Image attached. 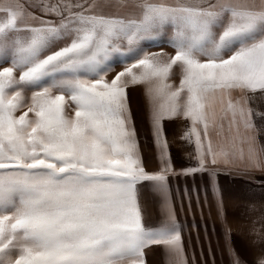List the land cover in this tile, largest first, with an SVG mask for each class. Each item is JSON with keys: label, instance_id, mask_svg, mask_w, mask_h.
I'll list each match as a JSON object with an SVG mask.
<instances>
[{"label": "snow or ice", "instance_id": "6c2138e0", "mask_svg": "<svg viewBox=\"0 0 264 264\" xmlns=\"http://www.w3.org/2000/svg\"><path fill=\"white\" fill-rule=\"evenodd\" d=\"M43 10L59 22L29 24L35 17L21 0H0V63L11 65L0 68V264H145L154 245L182 255L171 209L146 226L137 185L167 191L163 120L182 112L190 121L184 138L196 145L198 167L186 174L209 171L226 155L209 135L218 99L230 129L238 118L250 126V110L230 93L264 92V0H57ZM166 25L176 50L167 62L135 47ZM113 56L126 66L109 81ZM175 65L181 79L172 90ZM135 84L148 85L153 134L164 149L153 173L130 127L126 89Z\"/></svg>", "mask_w": 264, "mask_h": 264}, {"label": "crops", "instance_id": "0c3cea01", "mask_svg": "<svg viewBox=\"0 0 264 264\" xmlns=\"http://www.w3.org/2000/svg\"><path fill=\"white\" fill-rule=\"evenodd\" d=\"M56 2L57 0H21V3L24 4L31 16L35 17V20L30 19L28 21V23L32 25H38V22L41 19L52 20L58 23V17L46 13L43 10V5L45 3L52 4ZM110 11H115V9H111ZM173 31L171 25H166L155 32L152 38L140 41L135 47L138 50L142 49L143 52L149 54L163 53L164 55L160 56L158 59L162 62H167V60L171 56H174L176 52L175 48L169 45V40L173 35ZM62 46H64L63 41L57 43L52 50ZM115 59L121 60L122 57L113 56L112 60ZM128 62L134 63L135 61L129 58ZM180 79L181 68L179 65H175L167 80V83L173 86L172 90L179 87ZM139 87L141 88V91L143 88H147L142 87L141 85L137 86L138 89ZM138 91H140V89ZM230 95L234 102L239 101L241 106L250 110V116L248 117L250 126L246 127L244 123L239 122L238 118L237 127L233 129L235 142L231 143V145L224 146L218 143L222 139L219 135H213L214 140L211 139L215 142L213 144L214 149L217 152H225L226 155L218 157V165L215 171L211 168L209 172L204 171L207 174V178L214 182L215 187V191L213 192L215 194L212 199L213 204L210 201L208 203L206 198L204 200V207L206 211L205 219L208 220V225L214 228L212 230L216 233L219 239V242L215 244V249L218 252L217 258L214 257L213 249L209 242H207L208 245H206V249L212 264H215V261L218 264H234L237 257L241 261V264H258V261L261 258H264V209L261 214L262 218L259 214V210L261 209H258L264 207V204L261 206L262 202L259 201V198L264 195V189L258 186L257 189L252 190V193H248L247 198H249V201H247L248 205L246 207L239 205L235 198L224 200L222 196V184H220L215 178H220V175H223L222 170L220 169L221 162H233L236 169L241 168V170L246 169L252 173L264 174V92H250L241 89H233ZM185 97L186 93H183L181 99H184ZM181 117L182 125H180L185 126L187 131L190 127V121L185 119L183 114ZM140 134L142 135V133ZM140 134H138V137ZM209 135L211 138V131L209 132ZM151 137L152 141L153 139L156 141L154 134H151ZM137 143L140 148V142ZM167 150L168 149L166 148V152ZM171 150H173V148H171ZM163 151L164 149L161 148L160 152ZM179 151L182 152V155L187 157L185 161L197 162L196 145L194 142H190L187 139L185 148ZM152 153H159V151L157 148H153ZM244 164H249V166L247 168H242L245 167ZM256 164L259 166H256ZM210 172L213 174L210 175ZM140 190L142 199L139 207L143 222H146V226H148V223L156 225V210L157 207H160V204L154 203L151 200L152 195L155 193L160 200L164 202L170 199L171 189L167 188L166 193L161 192L160 190L155 191L151 187H149L148 190L143 188H140ZM213 193H210L211 196ZM174 194L173 191V198ZM152 218L155 222L151 223L150 221ZM196 254L197 253H195L192 248L188 250V256L194 258V262H191L190 264H199L197 260L198 256L196 257ZM198 254L201 263L206 264V252L201 244L198 246ZM165 255L171 256V253L166 251ZM152 256H157L156 251L152 250Z\"/></svg>", "mask_w": 264, "mask_h": 264}, {"label": "rangeland", "instance_id": "374dc122", "mask_svg": "<svg viewBox=\"0 0 264 264\" xmlns=\"http://www.w3.org/2000/svg\"><path fill=\"white\" fill-rule=\"evenodd\" d=\"M116 58V57H114ZM120 61V62H119ZM133 62V61H132ZM110 63L114 65L113 69L106 74V79L111 80L116 73L123 70L126 66L121 63V60H110ZM10 61L6 63H0V68L8 67ZM19 73L17 72V76ZM141 85L142 87H148L146 84H135L129 85L126 89L127 92V103L128 110L131 117L130 127L135 131L136 143L140 142V148L138 147V155L140 157L141 163L148 173L157 172L161 168L160 162V150L158 148L157 142L153 139L151 134H153V128L150 121L149 114V101L146 95V88H137ZM26 98L31 96V90H26L24 93ZM183 103V99H181ZM27 107V102L24 108L17 111L16 115H20L21 112L25 111ZM223 105L219 102V99L214 105V109L217 113V120L215 126L211 127V139L213 135H219L222 139L218 142L224 146L231 145L234 141V128L229 127L228 121L231 119L229 116L227 119L221 121L219 116L221 114ZM74 105L69 104L66 108V114L71 117L74 114ZM182 113V112H181ZM31 115V114H30ZM181 115H178L172 119H165L162 121L163 137L162 140L166 142L167 145V157L171 161L172 171L167 173V188L171 189L170 199L162 202L160 198L154 193L152 195V201L154 203L160 204L156 210V225L167 218L168 209L174 214L175 221L180 230L182 255H176L171 253V256L165 255L166 250L162 246H151L145 249V264H190L194 262V258L188 256V250L191 248L194 250L199 264L201 259L198 254V246L201 244L202 248L206 252V264H212L209 259V254H207L206 245L207 242L212 246L213 255L215 258L218 256V252L215 249V244L219 242L216 233L213 232L211 226L206 217V211L204 207V200L207 198L212 203L214 197L213 193L215 191L214 182L207 178L205 172H193L186 174L185 170L189 168L198 167V162H187L185 155L182 152L186 146L187 139L184 138L186 132L185 126H181ZM223 124V128L219 127ZM181 124V125H180ZM142 133V135L140 134ZM140 134V139L138 137ZM214 140V139H213ZM214 144L215 142L212 141ZM170 147V148H169ZM157 148L159 153H152V149ZM173 148V150H171ZM171 150V151H170ZM141 151V152H140ZM193 158V157H192ZM218 164H209L212 170H216ZM247 168L249 164H244ZM220 169L222 174L220 178H215L220 184L224 185L222 187L223 198L231 199L235 198L239 205H248L247 198L248 193H252V190L257 189L258 186L264 189V174L252 173L246 169L241 170V168L236 169L233 162H221ZM209 172V171H206ZM244 185V186H243ZM151 187L153 190L158 191V189L151 182H141L137 185V202H141V190L143 188L148 190ZM174 191V198H173ZM210 193H213L212 196ZM236 193V194H235ZM262 202L261 206L264 204V195L259 198ZM213 204V203H212ZM238 205V206H239ZM259 214L261 216L264 207L258 208ZM262 218V216H261ZM155 222L153 218L150 221ZM146 224V222H144ZM205 225V226H204ZM148 226H155L148 223ZM218 228V227H215ZM152 250L156 251L157 256H152ZM122 264H129L128 261H123ZM215 264H218L215 261Z\"/></svg>", "mask_w": 264, "mask_h": 264}]
</instances>
